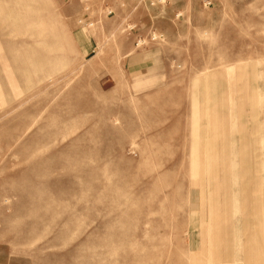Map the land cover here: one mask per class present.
<instances>
[{"label":"rangeland","instance_id":"obj_1","mask_svg":"<svg viewBox=\"0 0 264 264\" xmlns=\"http://www.w3.org/2000/svg\"><path fill=\"white\" fill-rule=\"evenodd\" d=\"M262 247L264 0H0V264Z\"/></svg>","mask_w":264,"mask_h":264},{"label":"crops","instance_id":"obj_2","mask_svg":"<svg viewBox=\"0 0 264 264\" xmlns=\"http://www.w3.org/2000/svg\"><path fill=\"white\" fill-rule=\"evenodd\" d=\"M253 254L251 256L253 260L250 264H264V247L261 248L260 252L254 251Z\"/></svg>","mask_w":264,"mask_h":264}]
</instances>
